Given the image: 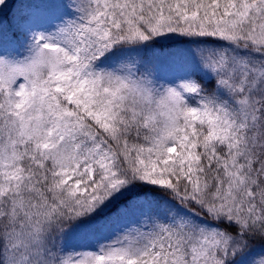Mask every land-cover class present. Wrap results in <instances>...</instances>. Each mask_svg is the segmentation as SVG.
Instances as JSON below:
<instances>
[{"label": "snow or ice", "instance_id": "1", "mask_svg": "<svg viewBox=\"0 0 264 264\" xmlns=\"http://www.w3.org/2000/svg\"><path fill=\"white\" fill-rule=\"evenodd\" d=\"M0 264H264V0H0Z\"/></svg>", "mask_w": 264, "mask_h": 264}]
</instances>
